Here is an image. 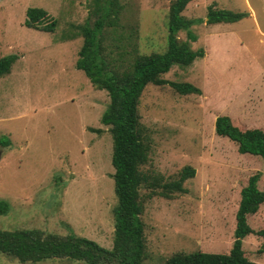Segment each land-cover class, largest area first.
<instances>
[{
  "label": "rangeland",
  "instance_id": "rangeland-1",
  "mask_svg": "<svg viewBox=\"0 0 264 264\" xmlns=\"http://www.w3.org/2000/svg\"><path fill=\"white\" fill-rule=\"evenodd\" d=\"M119 24L105 31L106 57L115 70L135 55L164 53L173 0H118ZM102 0L0 1V58L17 56L0 78V230L40 229L70 233L111 249L113 209L117 204L111 164L112 138L101 124L109 103L75 63L83 39L77 27L92 25ZM214 5L248 17L235 23L207 24ZM42 8L56 21L55 31L26 28V11ZM182 15L203 22L191 28L192 50L204 56L189 67L173 66L162 79L189 83L200 94L180 95L169 85H148L137 106L148 146L147 173L167 181L184 167L195 170L184 192L172 198L141 192L145 258L165 264L176 253L226 254L231 249L240 191L264 162L240 155L237 145L215 134L218 116L241 130L264 132V0H191ZM79 37L67 40L71 35ZM179 42H188L184 31ZM89 128L100 129L96 134ZM254 231L264 226V205L248 218ZM264 239L249 235L242 248L248 259L264 264ZM0 264H20L0 254ZM31 264V263H27ZM35 264H84L49 260Z\"/></svg>",
  "mask_w": 264,
  "mask_h": 264
},
{
  "label": "trees",
  "instance_id": "trees-1",
  "mask_svg": "<svg viewBox=\"0 0 264 264\" xmlns=\"http://www.w3.org/2000/svg\"><path fill=\"white\" fill-rule=\"evenodd\" d=\"M2 1V0H0ZM191 0H173L169 7L167 23V49L164 53L135 55L119 70L112 69L105 53L104 40L107 28L115 29L119 24L121 7L118 0H102L98 18L92 25L77 27L83 42L78 51L75 67L84 72L94 88L106 91L109 103L101 117V124L109 127L112 138L111 164L114 169L113 182L117 204L113 209L114 233L111 249H106L89 239L70 233L61 236L40 229L0 230V254L16 259L20 264H35L49 260H72L84 264H142L145 258L144 224L141 219L143 204L141 192L148 197L172 198L184 192V183L194 177L195 170L184 167L178 178L166 181L163 176L147 173L142 168L148 162V146L141 129L137 106L148 85H169L180 95L200 94V90L189 83H173L162 79L173 66L189 67L193 61L204 56L203 49L192 50L189 42L196 36L191 28L203 22L187 19L182 13ZM207 24L235 23L248 17V13H234L207 7ZM26 28L52 33L56 21L42 8L26 11ZM184 31L188 42H179L177 35ZM79 37L71 35L67 40ZM17 56L0 58V78L10 73ZM215 134L227 138L237 145L240 155H251L264 162V132L261 129L241 130L233 125L228 116H218L214 123ZM100 134V129L89 128ZM11 145L0 139V147ZM261 174L251 175L240 191V200L235 214V229L231 249L226 254L193 252L176 253L165 264H258L248 259L242 248L249 235L264 239V226L254 231L248 218L256 215L264 205V187L258 182ZM8 211V203L0 201V215ZM260 253H264V244Z\"/></svg>",
  "mask_w": 264,
  "mask_h": 264
},
{
  "label": "water",
  "instance_id": "water-1",
  "mask_svg": "<svg viewBox=\"0 0 264 264\" xmlns=\"http://www.w3.org/2000/svg\"><path fill=\"white\" fill-rule=\"evenodd\" d=\"M1 155H2V152L0 151V160H1Z\"/></svg>",
  "mask_w": 264,
  "mask_h": 264
}]
</instances>
